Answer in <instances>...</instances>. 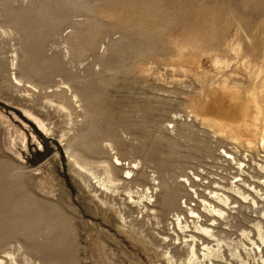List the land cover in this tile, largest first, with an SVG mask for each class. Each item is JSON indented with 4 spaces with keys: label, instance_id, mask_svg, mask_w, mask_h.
<instances>
[{
    "label": "rangeland",
    "instance_id": "1",
    "mask_svg": "<svg viewBox=\"0 0 264 264\" xmlns=\"http://www.w3.org/2000/svg\"><path fill=\"white\" fill-rule=\"evenodd\" d=\"M262 139L264 0H0L4 264H264Z\"/></svg>",
    "mask_w": 264,
    "mask_h": 264
},
{
    "label": "bare ground",
    "instance_id": "2",
    "mask_svg": "<svg viewBox=\"0 0 264 264\" xmlns=\"http://www.w3.org/2000/svg\"><path fill=\"white\" fill-rule=\"evenodd\" d=\"M229 111V110H228ZM227 113H230V111L229 112H227ZM234 115V114H233ZM235 116V115H234ZM233 118V117H232ZM231 118V119H232ZM235 118V117H234ZM236 129V128H235ZM262 144H263V147H264V139H262ZM249 146H253V144L252 143H249ZM227 154V153H226ZM231 157V156H230ZM114 180V179H113ZM187 181L189 182V180L187 179ZM185 182V181H184ZM187 182V183H188ZM190 184V183H189ZM255 190H256V188H255ZM255 190H254V192H255ZM148 191H150V190H148ZM196 190H194V192H195ZM151 194H152V192H150ZM237 193L238 194H241V197H243L244 199H245V197H244V193L243 192H241V190H240V188H238V190H237ZM260 193V192H259ZM148 194V193H147ZM195 194V193H194ZM220 194V193H219ZM262 195H264V194H262ZM196 196H197V194H196ZM199 196V195H198ZM246 196V195H245ZM214 197V196H213ZM194 198V197H193ZM197 199H198V197H197ZM217 199H218V201H220L222 204H224L225 206H228L229 205V202H230V197L229 196H224V197H219V196H217ZM199 200H203V199H200L199 198ZM172 202V201H171ZM208 202V201H207ZM206 201H204V205H205V207L207 206V205H209V207L210 208H208V210H210L211 211V213H212V215H215V216H219V217H222V216H224L225 215V212L222 210V209H219V208H217L216 206H213V205H211V204H208ZM213 204V203H212ZM232 204V203H231ZM230 204V205H231ZM254 204H257L255 201H254ZM168 207H169V202H168ZM171 205V204H170ZM188 205L187 204H185V207L184 208H188L187 207ZM183 208V207H182ZM189 209V208H188ZM228 209V208H227ZM193 209H191V214H192V216H194V217H197L198 219H200V215L199 214H196L195 212H194V210L192 211ZM180 215H182V214H180ZM180 215H178L177 216V219H176V222H177V224H178V227H180V228H182V226H183V222H182V220H183V218L180 216ZM187 216H189V215H187ZM183 217H185V216H183ZM190 218V217H189ZM202 218V217H201ZM187 219V218H186ZM213 219V218H212ZM200 220H202V219H200ZM184 221H185V219H184ZM216 221H214V224H216L215 223ZM197 223V222H196ZM186 224V223H185ZM200 226V228H197L199 231H201L202 233H204V234H206V235H212V236H214L213 234H215V233H213V230L214 229H212V228H209V227H204V226H202L201 224L199 225ZM216 226V225H215ZM188 227H190L189 225H188ZM256 231H257V234L259 235V237H260V239H261V241H262V243L264 244V231H263V228L260 226V224H258V225H256ZM244 234H246V233H244ZM243 234V235H244ZM249 235V234H248ZM246 236L247 235H245V238H246ZM193 239H195V237H193ZM192 242V241H191ZM254 245H257V244H254ZM197 246V245H196ZM196 246L194 245V246H192L191 245V247L189 248V250H190V253L192 254V256L194 257V258H196L197 257V248H196ZM205 246V251H206V254H205V256H207L208 257V259H210L209 258V256H212L213 254H214V252L215 253H217V251L216 250H213L212 248H210L209 247V245L207 246V245H204ZM256 247H258V246H256ZM259 250V249H258ZM190 254V255H191ZM212 258V257H211ZM191 259V258H190ZM0 264H4V262L3 261H0ZM6 264V263H5ZM189 264H191V263H189Z\"/></svg>",
    "mask_w": 264,
    "mask_h": 264
}]
</instances>
